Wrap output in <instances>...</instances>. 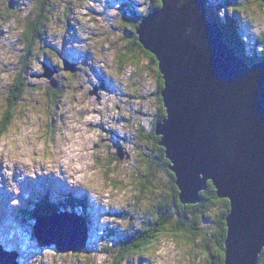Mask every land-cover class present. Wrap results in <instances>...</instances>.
Masks as SVG:
<instances>
[{"label":"rangeland","instance_id":"1","mask_svg":"<svg viewBox=\"0 0 264 264\" xmlns=\"http://www.w3.org/2000/svg\"><path fill=\"white\" fill-rule=\"evenodd\" d=\"M8 1L0 0V18L9 17L6 12ZM57 1L53 2L57 10L49 18L48 28L41 32L38 40L39 45L28 54V68L22 71L20 58L26 51L22 45V33L19 29L22 28L24 18L33 10V1L10 0L14 9L11 15L20 17L19 19L14 18L8 23L3 21L0 24V104L7 102L14 95L20 96L21 102L15 119H18L24 126H30L33 117H35L39 128L46 134L48 140L56 145L57 136H62L63 120L66 115L63 98L72 87L68 82L69 79L78 81L77 87L72 89L74 91H79L85 83L88 84V95H94L97 102L111 96L116 103L107 111H114L115 115H110L107 121L94 125L99 129L101 135L97 142L92 143V149L89 151L91 152L90 158L95 161L91 168L98 173L96 183L102 187L111 185L120 187L118 192H112L105 197L96 196L95 189L80 184L90 191L88 202H86L80 198L81 195L86 194V191L79 186H73L75 185L72 183L73 177L66 174H62L63 179L59 181L57 172L56 176H52L49 174L50 170L47 169L48 172L42 170L43 175L38 174L34 178L32 177L33 184L30 187L24 179L20 178L21 176L12 175L5 179L0 175V201L6 204L3 215L6 216L7 212L10 213L8 221L11 224L4 225L5 229L12 234V238L10 237L8 241L9 244H6L5 240H0V246L9 252L19 253L16 259H19L20 264H82L79 256L97 250L111 256L112 253L121 250L120 242L134 231L133 227L146 219V211L150 208L148 193L144 196L145 198L136 200L135 191L137 188L133 183L143 179L140 174L145 166L139 153L146 149L145 144H147V142L142 143L139 139L137 126L139 127L140 124L149 125L159 108L156 93L158 84L156 69L158 70V67L154 62V65L150 63L151 60L146 53L149 51L141 48L142 51L137 45L136 47L130 45L133 42L132 37L125 35L124 31L126 28L129 30L132 28L123 20V16L131 14V11L138 13L139 5L136 0H131V3H128V0H93L101 10L97 12L96 8H87L88 24L95 25V27H89L83 23L84 13L82 10L86 8V0ZM144 1L143 4L147 8L146 1ZM117 6V15H110V12ZM121 6H126V11ZM209 10L219 13L222 19L228 15L237 17L243 34L249 38L248 53H256L255 50L262 48L263 41L257 37L259 34L264 35V0H211ZM111 37H115V39H111ZM96 43L100 44L99 48H93V44ZM127 48H135L132 54H138V59L133 63L119 61V55L124 53ZM107 52L112 53L111 62L107 55H104L102 60L95 58L96 54L103 55ZM37 65L40 66L39 70L36 68ZM72 65H75V71L65 69ZM110 71H114L116 74L110 75ZM4 74H9V83L3 81ZM48 74H51L50 78ZM18 77L25 86V91L21 93L22 96L18 92L14 93L15 89H13L19 83L16 79ZM54 80L58 81L57 84L61 85V89L63 88L65 93L58 99L59 104L56 107L45 102L47 92L53 93L48 86ZM51 118H53V122ZM134 135L137 136L136 142H134ZM120 148L123 152L121 159L118 156ZM126 151L128 152L126 153ZM146 153L149 154V152ZM116 157L118 160L115 159ZM161 171L160 168H157L154 178L158 195L170 192V175L166 170ZM51 178L61 186L71 185L70 187L74 191L67 189L63 196L66 201L72 191L73 199L82 203V211L84 208L90 210L88 227L90 225L92 227L88 228L85 247L81 250L62 251L58 250L54 243H39L33 235L32 227L36 218L33 221L31 220L32 216L28 220H24L25 217L20 220V217L15 216L16 208L23 207L29 196L32 199L34 196H38L39 190L44 189ZM4 180L6 184L11 181L16 182L19 192H9L7 185L2 184ZM33 189H36V192H33ZM119 193H123V195ZM94 196H96L95 199H93ZM106 199L114 202L115 209L113 204L103 203ZM13 201H19V203L16 204ZM121 202L123 207H120ZM50 207L48 205L46 209L49 210ZM72 208L74 209L73 213L77 212L78 216L86 217V211L84 214L82 211H77L78 207ZM27 212L28 210L24 212V215H27ZM20 213L23 212L20 210ZM15 224V228L10 230V226ZM130 229L132 230L129 231ZM44 230L47 232L45 233L47 239H51L52 236L62 241L65 238L54 227H46ZM180 247L185 250L175 255L169 254L165 264H197L194 260L197 259L194 253L191 250L188 251L184 243ZM211 252L215 255L213 260L218 261L216 258L218 253L213 248ZM131 253L129 252V255L125 256L126 259H123L119 264H133L130 258ZM3 257L6 258V256ZM197 260H202V264H206L203 255L199 256ZM89 264H94V261ZM139 264H150V260L141 256Z\"/></svg>","mask_w":264,"mask_h":264},{"label":"water","instance_id":"2","mask_svg":"<svg viewBox=\"0 0 264 264\" xmlns=\"http://www.w3.org/2000/svg\"><path fill=\"white\" fill-rule=\"evenodd\" d=\"M160 1L142 16L136 35L163 79L165 116L155 134L178 198L183 204L199 202L211 181L230 205L224 264H257L264 248V57L248 64L224 39L218 22L208 18L207 0ZM51 85L56 88L57 81ZM122 154L120 148V159ZM35 221L39 243H54L62 251L85 247L84 217L58 212ZM46 227L56 228L64 240L47 239ZM16 256L0 246V264H20Z\"/></svg>","mask_w":264,"mask_h":264},{"label":"trees","instance_id":"3","mask_svg":"<svg viewBox=\"0 0 264 264\" xmlns=\"http://www.w3.org/2000/svg\"><path fill=\"white\" fill-rule=\"evenodd\" d=\"M31 1H33V10L24 18L25 21L22 25L23 31H21L22 45L26 51L20 58V67L22 68V71H25V69L28 68V54H30V52L39 45L38 40L41 32L48 28L49 18L52 17L54 11L57 10L53 2H58L57 0ZM145 1L144 2L147 4L149 12L161 6L160 0ZM210 2L211 0H207L206 2L208 18L210 20H216L219 23V26L222 28L224 33V39L232 45L234 50L248 63H253L254 61L262 59L264 57V35L259 34V37H257L259 40L263 41L262 48L255 50L254 52L256 53H248L247 48L250 46V43L248 45L249 38L243 34L242 26H240L237 17H230L228 15L225 16V19H222L221 16H219V13L211 12L209 10ZM128 3H131V0H128ZM126 4L127 3L125 2V5ZM12 7L13 5H11L9 0L6 6V12H8L9 17L0 18V24L3 21L4 23H8V21H11L14 18L19 19L20 16L11 15L14 10ZM121 7L126 11V6ZM234 15L236 16V13H234ZM142 16L144 15L132 11L131 14H125L123 16L125 23H128L132 28H130L131 30L126 28L124 31L125 35L132 37L133 42H131L130 45L134 47L137 45L140 49L142 46L137 40L136 28L140 23ZM134 49L127 48L124 53L119 55V61L135 62L138 59V54H132ZM141 50L143 51V49ZM146 53L149 55L151 60L150 63L153 64L154 62L157 65L154 55L150 52ZM156 71L158 84L159 82L161 84L159 89H161L163 79L159 71L157 69ZM16 79L19 83L17 86L13 87V89H15L14 93L18 92L21 95V93L25 91V86L24 83L20 82L19 77ZM48 87L52 89L53 93L49 94L47 92L45 102L51 103L53 107H56L59 104L58 99L65 94L64 90L63 88L61 89V85H59V83L56 88H53L51 84ZM157 96L160 97L159 93ZM159 97V108L155 113L154 118H152V122L149 125L140 124L139 127L137 126L139 139L142 143L147 142V144H145L146 149L139 153V155L142 156L145 168L140 174L143 179H140V181L137 180V182L133 183L137 188L135 191V198L136 200L142 199L148 193L147 195L150 197V208L146 211V219H143L142 223L140 222L139 225L133 227L132 229L134 231H132L126 239H123L120 242L122 247L121 250L111 254L112 262L113 264L121 263V261L126 259L129 255V252H132L134 249H138L144 245H149L153 241H157V236L162 232L178 231L182 234L180 239L183 240L186 249L188 251L191 250L197 259L199 256L203 255L206 259V264H224V240L226 237L225 217L229 212V201L228 199L218 197L214 185L211 181H208L207 187L200 192L199 202L195 204H183L180 202L178 198V190L174 183V175L168 169L169 160L165 157L164 148L158 143L159 136L155 134L156 123L165 116V110L162 106L161 100L159 101ZM20 102V96L14 95L13 97H10L7 102L3 103L5 114L3 121L0 123L8 125L12 119L17 116ZM8 113H11V115H8ZM52 119L53 118H51V120ZM136 138L137 136L134 135V142H136ZM127 152L128 151H126V153ZM146 152H149V154ZM115 159L118 160V157ZM157 168H160L162 171L166 170L171 178L170 192L165 193L164 195H158L156 192L157 186L156 183H154V178L157 174ZM66 203L68 204L69 202L66 201ZM47 206L48 204H46L44 200L41 201V203L38 202L37 205L33 207L32 211H29V213L27 212V215H24V220H28L32 216L33 218L31 220L33 221L38 216L52 213L59 208V206L52 204L48 210L46 209ZM61 207L67 208L65 206ZM84 219L89 225L90 217L86 216ZM212 248L216 251V253H218L216 256L218 261L213 260L215 255L211 252ZM197 259H194L195 263L197 262V264H202V260L198 261ZM257 264H264V248L259 254Z\"/></svg>","mask_w":264,"mask_h":264},{"label":"clouds","instance_id":"4","mask_svg":"<svg viewBox=\"0 0 264 264\" xmlns=\"http://www.w3.org/2000/svg\"><path fill=\"white\" fill-rule=\"evenodd\" d=\"M139 5L137 12L147 16L149 10L143 4V0H136ZM87 8H96L99 12L101 9L93 0H86V8L83 11V23L89 27L95 25L88 24ZM118 6L110 12V15H117ZM222 15V13H221ZM23 31V28L19 29ZM115 39V37H111ZM100 44H93V48H99ZM107 47V45H105ZM104 55L109 57L111 62L113 59L112 53L107 52L103 55L96 54L97 60H102ZM39 65L36 66L39 70ZM103 67V64H101ZM110 75H115L114 71L109 72ZM4 82H10L9 74L2 76ZM71 88L64 96V112L65 119L63 120L62 136H57V144H52L46 134L39 128L37 120L33 117L30 126H24L18 119L13 118L8 125L0 123V175L5 179L19 171L23 177H33L34 173H39L44 169L56 171L58 174L61 171H67L68 176L73 177V184H82L90 189L96 190V196H109L112 192H118V185L110 187H102L96 183L97 171L91 166L95 163L90 158L92 143L98 141L101 135L99 129L94 125L100 124L102 121H107L110 115H115V112H109L112 105L116 103L111 96L97 102L94 95H88L89 85L84 84L79 91H74L78 85V81L69 79ZM4 105L0 104V122L4 119ZM11 115V113H8ZM75 174V175H74ZM7 190L12 193L19 192L17 183L9 182ZM123 195V193H119ZM93 197V199L96 198ZM18 204L19 201H13ZM105 204H113L111 200H104ZM120 207H123L121 202ZM182 234L178 231H166L157 236V241L151 242L149 245H144L138 249H134L130 254L133 264H139L141 256L149 258L150 264H165L169 254L175 255L185 248L180 245L183 240L180 239ZM99 245L97 248L99 249ZM82 264H89L94 261V264H112V257L103 252L95 251L92 253L79 256Z\"/></svg>","mask_w":264,"mask_h":264},{"label":"bare ground","instance_id":"5","mask_svg":"<svg viewBox=\"0 0 264 264\" xmlns=\"http://www.w3.org/2000/svg\"><path fill=\"white\" fill-rule=\"evenodd\" d=\"M219 24V23H218ZM257 44V43H256ZM248 63V62H247ZM248 64H250V63H248ZM44 170H46L45 172H48V170L47 169H44ZM62 172H64V173H62ZM35 175L34 176H37L38 174L41 176V172H39V173H34ZM46 174V173H45ZM49 174L50 175H52V176H56L55 174H56V171H49ZM62 174H66L67 176H68V173L66 172V171H61V173H57V179L59 180V181H62ZM13 175H18V176H21L22 175V173H20L19 171H17L16 173H14ZM43 175V174H42ZM20 179V178H19ZM24 180H26V177H24L23 178ZM64 182H66L65 180H63ZM6 181L4 180V183L2 182V184L3 185H5L6 183H5ZM7 186H8V184H6ZM5 185V186H6ZM48 186L49 187H57L58 188V194H60V196L62 197V196H64L65 194H66V191H67V188L65 187V186H58L56 183H55V181H53V180H50L49 181V183H48ZM75 187H78V186H80V184H75L74 185ZM33 192H34V190H32ZM71 194H72V191H71V193H70V196H69V198H68V200H67V202H69V203H73V204H75V202H76V199H73V197L71 196ZM17 196V195H16ZM18 197V196H17ZM57 198H59V196L57 197ZM79 203V202H78ZM79 204H81L82 205V203H79ZM51 206V205H50ZM26 207H28V203H27V205L25 206V208H23V213H22V216L24 217V212L26 211ZM37 208V207H36ZM35 208V209H36ZM38 212V211H37ZM54 213H58V210H56V211H54ZM59 213H61V212H59ZM38 214H39V212H38ZM10 215V213H8L7 212V214H6V216H4L3 215V212H2V210H0V219H1V221H0V240L1 241H4L5 240V243L6 244H9V240H10V237L12 238V234H11V232H9V231H7L6 229H5V225L4 224H10L9 223V221H8V216ZM20 220H22V218L20 217L19 218ZM14 239H15V237H14ZM70 250H72V249H70ZM15 253H17V252H15ZM18 254L19 253H17V257H18ZM16 260H18V262L20 263V261H19V259H16ZM4 264H6V263H4Z\"/></svg>","mask_w":264,"mask_h":264},{"label":"flooded vegetation","instance_id":"6","mask_svg":"<svg viewBox=\"0 0 264 264\" xmlns=\"http://www.w3.org/2000/svg\"><path fill=\"white\" fill-rule=\"evenodd\" d=\"M160 85H161V84H160V82H159V84H157V95H158V93H159V91H160V89H159V88H160ZM158 97H159V96H158ZM160 98H161V97H159V101L161 100ZM161 102H162V100H161ZM160 107H161V105H160Z\"/></svg>","mask_w":264,"mask_h":264}]
</instances>
